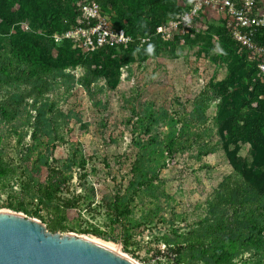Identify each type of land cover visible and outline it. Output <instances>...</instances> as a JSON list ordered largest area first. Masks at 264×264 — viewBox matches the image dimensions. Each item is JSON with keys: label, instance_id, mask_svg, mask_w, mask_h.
Segmentation results:
<instances>
[{"label": "trees", "instance_id": "1", "mask_svg": "<svg viewBox=\"0 0 264 264\" xmlns=\"http://www.w3.org/2000/svg\"><path fill=\"white\" fill-rule=\"evenodd\" d=\"M17 1L15 7L8 0H0V121L7 123L0 136V187L16 186L23 192L22 199L10 204L12 210L39 218L52 233L64 232L73 229L67 215V208L73 204L71 199L60 201L58 192L71 176L76 157L69 154L62 167L49 162L48 147L51 144L53 150L62 141L60 128L68 115L59 108L60 99L66 100L74 84L91 96L100 80L113 88L121 68L173 50L181 39H201L203 31L192 27L185 35L174 34L167 39L153 35L145 42L103 46L86 54L69 39H53L54 34L82 20L81 4L85 0ZM90 1L97 2L102 11L113 9L112 23L133 37L150 34L156 26L178 16L188 2ZM24 19L30 24L27 30L15 25ZM194 23H199L198 18ZM213 33L223 48L214 60L226 63L227 75L199 92L192 111L179 119L177 133L166 132L160 139L157 132L162 115L150 111L142 118L140 128L149 137L138 140L128 194L113 197L111 208L117 217L127 218L137 193L153 196L157 188L152 186L157 177L154 168L162 159H173L184 151L188 134L199 138L200 155L217 149L204 143L196 130L205 126V111L217 101L219 113L214 125L232 171L206 200L200 220L166 237V254L175 255L166 264H235L246 254L249 261L254 259L251 264H264V75L250 52L231 38L224 21L213 28ZM253 38L264 44V27ZM149 45L154 46L151 53ZM76 67L83 70L82 76L71 72ZM59 88L61 95L56 91ZM20 116L22 122L12 123ZM12 135L15 157L9 158L5 142ZM240 143L249 145L251 159L237 155Z\"/></svg>", "mask_w": 264, "mask_h": 264}, {"label": "rangeland", "instance_id": "2", "mask_svg": "<svg viewBox=\"0 0 264 264\" xmlns=\"http://www.w3.org/2000/svg\"><path fill=\"white\" fill-rule=\"evenodd\" d=\"M8 1L17 7V0ZM178 3L183 4V0ZM259 3L258 7L264 11V0ZM103 11L109 19L115 16L110 7ZM221 21V14L206 10L197 24L203 31L201 39H181L173 50L121 68L113 88L100 80L91 96L82 86L74 84L66 100L60 99L59 108L68 115L60 128L62 141L53 150L51 144L48 147L49 162L62 167L69 154L76 157V162L71 176L58 192L60 201H72L67 215L73 229L58 233L116 244L123 255L137 264H166L175 258L174 254H166V237L171 238L176 229L181 232L200 220L206 200L232 171L214 125L219 113L217 101H212L205 111L206 127L196 129L204 143L217 146L213 153L200 155L199 138L188 134L184 151L173 159H162L154 168L157 177L152 186L157 188L153 196L137 193L127 218L117 217L111 202L117 195L128 194L138 140L149 137L140 128L142 118L150 111L162 115L164 120L159 122L157 132L160 139L166 132L177 133L179 119L192 111L193 100L199 92L210 82L227 75L226 63L214 60L223 50L213 33V28L220 26ZM15 25L24 30L30 26L26 19ZM71 72L76 77L83 75L79 67ZM56 91L60 95L63 92L61 88ZM22 121L20 116L12 123ZM6 125L0 121V136ZM14 139L12 135L5 142V154L9 158L15 157ZM239 146L237 155L251 159L249 145L240 143ZM231 149L229 145L228 150ZM23 196L16 186L14 189L0 187V210L15 211L10 204ZM251 261L246 254L235 264H251Z\"/></svg>", "mask_w": 264, "mask_h": 264}, {"label": "built area", "instance_id": "3", "mask_svg": "<svg viewBox=\"0 0 264 264\" xmlns=\"http://www.w3.org/2000/svg\"><path fill=\"white\" fill-rule=\"evenodd\" d=\"M259 0H188L184 10L175 18H170L156 26L146 36L135 37L115 26L101 10L97 2L85 0L81 4L82 20L63 33L53 35L55 42L69 39L76 43L83 53H90L103 46H116L132 41L145 42L150 36L163 39L171 35H185L192 27H197L194 19L206 10L219 13L231 38L250 52L256 67L264 75V44L254 40V34L264 27V11L258 7Z\"/></svg>", "mask_w": 264, "mask_h": 264}, {"label": "water", "instance_id": "4", "mask_svg": "<svg viewBox=\"0 0 264 264\" xmlns=\"http://www.w3.org/2000/svg\"><path fill=\"white\" fill-rule=\"evenodd\" d=\"M0 264H137L74 234L52 233L39 219L0 210Z\"/></svg>", "mask_w": 264, "mask_h": 264}, {"label": "bare ground", "instance_id": "5", "mask_svg": "<svg viewBox=\"0 0 264 264\" xmlns=\"http://www.w3.org/2000/svg\"><path fill=\"white\" fill-rule=\"evenodd\" d=\"M82 237L85 238V239H87V240H89V241H91V242L98 243V244H100V245H102V246H104V247H107V248H109V249H111V250H114V251L117 252L118 254L123 255V254L121 253L119 247H118L116 244H113V243H106V242H103V241H100V240L94 239V238H92V237H84V236H82ZM123 256H125V255H123Z\"/></svg>", "mask_w": 264, "mask_h": 264}, {"label": "clouds", "instance_id": "6", "mask_svg": "<svg viewBox=\"0 0 264 264\" xmlns=\"http://www.w3.org/2000/svg\"><path fill=\"white\" fill-rule=\"evenodd\" d=\"M148 51L151 53L152 51H154V46L149 45Z\"/></svg>", "mask_w": 264, "mask_h": 264}, {"label": "crops", "instance_id": "7", "mask_svg": "<svg viewBox=\"0 0 264 264\" xmlns=\"http://www.w3.org/2000/svg\"><path fill=\"white\" fill-rule=\"evenodd\" d=\"M260 3H259V1H258V5H259ZM259 9L261 10V11H263L260 7H259Z\"/></svg>", "mask_w": 264, "mask_h": 264}]
</instances>
